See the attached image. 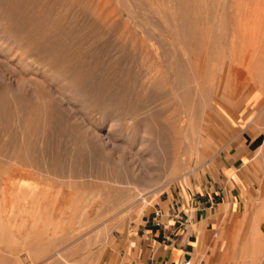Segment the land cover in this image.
I'll return each instance as SVG.
<instances>
[{"label":"bare ground","instance_id":"1","mask_svg":"<svg viewBox=\"0 0 264 264\" xmlns=\"http://www.w3.org/2000/svg\"><path fill=\"white\" fill-rule=\"evenodd\" d=\"M110 1L0 0V155L9 157L15 156L14 152H22L19 162L24 167L41 166L47 174L49 172L54 178H61L56 186L60 188L51 190L49 194L52 198L50 203L64 213L67 210L61 206L67 202L74 209L68 211L72 217L78 209L85 212L86 209L91 210L95 217L90 213L92 217L82 221L85 229L99 216L100 220L107 216L97 225H91L92 230L129 209L135 200L145 196L143 193L149 184L161 178L167 170L172 172L180 168L183 160L177 139L183 132L179 124V115L183 112H179V104L180 101L189 104L193 95L204 92L199 90V84L185 86L182 95L178 91V81L187 83L195 80L193 74L182 71L184 65H189L186 61L190 58L181 54L186 61L180 60L178 39L206 32L198 27L200 17L187 9L197 0H135L134 9L129 5L118 8L110 5ZM158 2L161 5L156 4ZM148 16L155 17V21H148ZM159 18L163 21L160 22ZM130 22L133 26L128 25ZM163 67L167 68V101L170 104L165 113L163 107L166 100L162 101L158 90L153 97L155 91L148 95L149 98L145 94L166 85L165 81L158 80ZM199 96L202 98V93ZM205 102L207 104V100ZM203 103L199 101L198 105ZM192 107L190 105L186 109L189 114L194 112ZM202 109L200 113L205 114ZM163 116L165 122L160 126L157 120ZM195 116L201 120L203 115ZM186 121L188 126L185 131L191 135L201 127L196 120ZM128 129L129 132H126ZM42 131L47 135L50 132L55 134L53 131L60 133L70 142V147L75 148L65 162L47 160L46 156L42 158V151L37 154L41 147H47L49 140L45 135L42 144L38 141ZM4 135L7 139H2ZM13 158L17 160V155ZM63 184L67 189L74 188L75 193L65 195L61 188ZM15 185L20 194L26 193L22 184L15 181ZM66 186L63 185L64 188ZM4 189L6 187L0 188V192ZM37 191L40 194L44 189L39 191L34 185L29 187L28 193L32 195L28 198L31 199L30 211L27 202L25 205L22 201L9 205L12 207L8 209L9 214L15 218L17 214L16 220L20 219L18 223L12 216L7 221L1 218L0 238L3 242L17 238L3 226L15 221L20 227L12 225L17 228L15 230L24 244L34 247L37 241L44 243L43 234L38 236L34 232L38 221L34 219L35 215L38 217L47 209L44 203L46 196L43 193V196H38ZM15 208L20 213L13 212ZM23 212L30 216L29 220L22 216ZM4 213V216L7 215ZM50 224L53 225V235L59 231L58 221L52 220ZM77 228L75 232H67V241L70 242L71 238V242L66 243L71 247L58 249L51 240V249L43 245L34 255L26 252L25 258L29 264H91L88 257H81L80 246L76 243L90 230L84 232V228ZM99 232H94L95 238ZM91 238L87 239V243ZM258 253L263 258H257L258 261L264 264V248L260 247ZM9 254L6 247L0 248V264H25L26 261L17 253L13 260L7 256ZM79 255L81 259L75 260Z\"/></svg>","mask_w":264,"mask_h":264},{"label":"rangeland","instance_id":"2","mask_svg":"<svg viewBox=\"0 0 264 264\" xmlns=\"http://www.w3.org/2000/svg\"><path fill=\"white\" fill-rule=\"evenodd\" d=\"M162 1L166 2V0ZM162 1L159 2L162 3ZM133 2L135 3V0H111L110 5L118 8L120 6L129 5L134 9ZM159 2L156 4L159 5ZM187 9L191 13H195L200 17L198 27L204 29L206 32L196 35V37L181 36L178 39L177 54L180 60H185V57L183 56L184 54L189 55L188 57L190 58L189 61L185 60L189 65H184L182 71H184V74H193L195 78L192 82L187 83L184 81H178V91L179 94L182 95L186 90L185 86L199 84V90H204V92L199 91L203 96L201 98V96H199L200 94L193 95L190 98L189 104L193 106L192 108L194 112L192 113L195 115L198 114V117L199 115H203V118L201 117L200 120V117L197 118L195 115H192V113L189 114L186 109L190 105L187 103H184V105L182 101H180L178 109L179 112H183L179 115V124L181 125V132H183L180 133V137L177 139L180 146L181 159L183 160L180 168L172 172L167 170L168 172L166 171L161 178L157 179L158 181L154 180L151 182L143 193L145 196L142 198H144L145 201L142 198L135 200L129 209L111 219L112 221L106 222V224L104 223L105 225L92 230L93 226L97 225L99 221L101 222V220H105L107 216L101 217V220L99 216V219L96 221L97 223H91L89 227L86 226L85 229V225H83L84 222L82 221L91 215H94L93 217H95V214H92L91 210L86 209L85 212L78 209L79 212H81L79 213L78 210H76V212H74L75 215L72 217L68 211H74V209L70 208L67 202L62 203L61 206L64 210H67L64 212L67 213L66 215H63V212H59V209L53 208L52 202L50 203V201H52L50 192L51 190L54 191V189L60 188H56V186L59 184L58 181H60L61 178L59 179L58 177H55V179L49 172L47 174V171L44 170L43 167L42 170L41 166V169L39 167L31 166L24 167L19 162V158L23 156L22 152H14L15 156L10 155L9 157L1 154L0 157L2 156L1 158L3 160L1 162L0 158V188L2 189V187H6V190L4 189L5 192L4 190L3 192L2 190L0 192V194L2 193L0 195V220H2L1 218L5 219V221L11 219L10 216L12 215L9 214V210H11L12 207L10 208L9 205L12 206L13 204H17V202L20 203L22 201L21 203L23 204L27 202L28 204L26 205L29 209L26 206L25 210L27 208L30 211L31 206L29 205V200L31 199L28 198H31L32 195H29L28 191L31 185H34L36 190L39 191L44 189L42 193L46 196L44 203L47 209L45 210L43 208L45 211H42V215L39 213V218L36 217V215L34 218L35 220L38 219V221L36 220L37 224L35 225L37 228L34 231L35 235L37 234L38 236H41L43 234L45 239L44 243L37 241L33 247L28 246V244L26 245V243L24 244L21 241L19 233L15 230L16 227H20L19 224L16 225L20 219L18 218V221L16 220L17 214L15 215L16 218L12 216V218H15L13 220L17 222L13 221L11 225L9 224L10 226L8 225L9 222L3 224L6 229L11 230L15 237L17 236V238H19L7 239L4 242L0 238V248L3 246L6 247L10 253L7 255L10 259L13 260L17 253L16 255L18 257H22L23 261H26L25 264H29V261L25 258L27 253L29 251V253L33 255L38 253L40 250L39 248L41 246V248H43V245H46L48 249H51V240L57 245L56 248L58 249L61 247L69 248L72 245L70 246V244H67L71 242V238L70 242L67 241L69 239L68 233L75 232L76 230L74 229L81 227L82 230L85 229L84 232L90 230L89 234H85V236L83 235L82 238L76 242L82 250H80L81 257H88L87 259L92 261L91 264H123L124 249L126 248L127 243L133 239V234L137 232L143 219L150 217L151 211L156 207L155 203H160L165 207V201L161 200L167 196H171L174 189L176 191H181L184 195L186 190L194 189V186L198 184L199 179L207 169V163L219 153L222 148L221 146L227 144L230 140L232 142L243 137L246 139L247 159L242 167H240V172L242 171L245 181L243 184V191L245 193L244 197L242 196V203L238 207L236 206L234 210L226 209L220 213L219 221L215 224L214 230L217 231V235H211V243L206 247L208 250L202 255L204 259L207 257L208 260V262L204 264L262 263V261H258V259L263 260L258 252L260 247L264 248V0H197L194 5L189 6ZM155 19V17L151 18L148 16V21H155ZM159 21L162 22L163 19L159 18ZM128 25L133 26L131 22ZM164 35L165 37H168V35ZM246 65L248 67H246ZM166 72L167 68L163 67L161 69V74L158 76V80L165 81L166 85H163L160 89H149L150 91L145 93L148 98V95H152V91H155L152 97L157 93H160L162 101L166 100L164 101L165 106L163 104V108H165L163 110L164 113L167 111L168 107H170V104L167 101L168 74ZM157 90L159 92H157ZM206 91L207 93H205ZM203 93L206 94V98L207 96L210 97L204 99L203 97L205 96ZM223 96L224 98L222 99L221 97ZM198 99L200 103H206L205 100H207V104L203 103L198 105ZM193 101L196 105L193 104ZM196 101L198 103H196ZM182 105L186 108L184 107V109ZM200 109H202V112L205 110V114L200 113ZM188 114L190 115L189 118H187ZM181 116L183 117L181 118ZM191 116H194L195 119ZM186 118L189 119V123L194 119V121L196 120V122H198L197 124H200L201 126L197 131H193V135L185 131V128L188 126ZM164 119L163 116L157 120L160 126L164 124ZM181 121L183 124H181ZM144 131L145 129H143L142 133ZM105 132L106 129L104 130V133ZM126 132H129V129L126 130ZM53 133L56 135L52 134V132L47 135L48 133L46 134V132L42 131V133H40L42 138L39 134L38 141L41 143L46 135V138L49 139H47V147H41V149L38 147V153L37 150L35 151L37 154L42 151L40 153L41 155H39L44 156L42 158H45L46 156L47 158L45 159L47 160L49 158V160H54L58 163L65 162L68 154L75 148H71V144L69 145L70 142L60 133L56 131H53ZM4 136H1L2 139H7L6 135ZM144 136L147 137L146 134ZM115 143L120 144V141H116ZM16 155L17 160L13 158L16 157ZM70 161L73 162V159ZM18 162L20 163L19 165ZM231 178L233 180V177ZM55 180H58L57 183ZM6 181L8 182L7 186ZM10 181H13V183ZM15 181L23 185V190L26 193L20 194L16 188ZM3 182H5V184ZM8 185H10V187ZM63 185L66 186V184ZM63 185L61 188L63 189L64 194L75 193L76 190H74V188L67 189V186L64 188ZM37 193L38 196H43L42 193L39 194L38 191ZM4 197L5 199H3ZM61 202L62 201L58 203ZM58 203L56 202V204ZM14 211L18 212L19 210L15 208L13 212ZM29 211L26 210V213ZM4 212H6L7 215L9 214L8 217L10 218H8L7 215H5V218ZM82 212H85L84 214H87L88 212V214L84 215ZM24 213L25 212H23L22 216L29 220L30 216H27L28 214L25 213L26 217ZM81 213L84 218H82ZM52 220L58 221L59 230L57 233H53V235L51 234L53 231V225L50 224ZM70 221L71 223L68 224ZM110 222L112 223L110 224ZM12 224L16 225V227ZM257 229L262 230V232ZM96 231L100 232L95 238L94 232ZM34 232L32 233L34 234ZM251 232H253V234ZM38 233H40V235ZM71 234L72 233H70V236ZM257 234L261 239L255 237ZM89 238L91 239L87 243V239ZM215 243L217 251L215 255H212L211 246ZM256 244H259V246L257 247ZM80 259V255L75 258V260ZM88 260H86V262L90 263Z\"/></svg>","mask_w":264,"mask_h":264},{"label":"crops","instance_id":"3","mask_svg":"<svg viewBox=\"0 0 264 264\" xmlns=\"http://www.w3.org/2000/svg\"><path fill=\"white\" fill-rule=\"evenodd\" d=\"M245 140L242 137L222 145L194 189L186 190L185 195L174 189L171 196L161 200L165 207L155 203L159 215L151 213L143 219L124 249L123 264L208 262L202 254L208 250L211 235H217L214 230L220 213L234 210L244 197L240 167L247 159ZM216 243L211 246L212 255L217 251Z\"/></svg>","mask_w":264,"mask_h":264},{"label":"built area","instance_id":"4","mask_svg":"<svg viewBox=\"0 0 264 264\" xmlns=\"http://www.w3.org/2000/svg\"><path fill=\"white\" fill-rule=\"evenodd\" d=\"M151 213H152V215L154 216V217H157L158 215H159V213H160V211H159V209H153L152 211H151Z\"/></svg>","mask_w":264,"mask_h":264}]
</instances>
